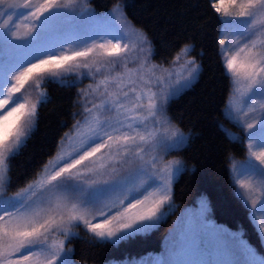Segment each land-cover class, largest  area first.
Listing matches in <instances>:
<instances>
[{"label":"snow or ice","instance_id":"1","mask_svg":"<svg viewBox=\"0 0 264 264\" xmlns=\"http://www.w3.org/2000/svg\"><path fill=\"white\" fill-rule=\"evenodd\" d=\"M5 5L7 10L0 13V264H74L65 241L80 238L71 228L81 223L92 234L90 243L117 245L150 231L171 200L172 181L183 170L179 160L160 162L161 150H176L188 139L179 129H171L170 135L167 129L164 135L160 131L162 124L169 123L164 104L178 89L159 100L152 85H162L164 77L154 72L148 78L140 76L146 61L128 67L130 44L121 43L129 40L128 22L117 23L119 5L101 15L82 0L38 4L23 0V5L18 0H0V7ZM213 7L222 14L218 43L226 71L236 83L243 82L242 96L248 101L264 98V0H231L227 7ZM12 10H20L17 18L25 13L30 17L31 26L23 34L10 15ZM132 35L148 46L150 56L147 36ZM192 47L186 45L181 51L186 55ZM139 51L144 53V47ZM93 53L108 58L111 67L80 63ZM180 58L177 54L175 59ZM117 64L124 71L113 75ZM186 66L181 87L200 72L195 59L187 60ZM74 69L86 71L77 81L63 79ZM88 76L94 80L102 76L94 87L89 85L99 103L85 106L82 120L61 137L58 149L67 140L69 150L59 152L26 187L8 195L10 160L30 137L38 104L49 99L41 91L32 102L21 90L30 82L38 90L46 83L74 86ZM82 94L88 96L87 91ZM236 119L244 129L249 154L242 161L232 160L234 194L264 236V103H259L254 122ZM92 212L95 215L89 219ZM206 212L207 204L201 201L199 210L170 234L164 252L147 264H264L249 246L237 242L235 234L213 225ZM97 217L100 222L93 223ZM61 235L64 239L56 238Z\"/></svg>","mask_w":264,"mask_h":264},{"label":"trees","instance_id":"2","mask_svg":"<svg viewBox=\"0 0 264 264\" xmlns=\"http://www.w3.org/2000/svg\"><path fill=\"white\" fill-rule=\"evenodd\" d=\"M88 4L96 13L119 5L124 18L147 36L152 58L158 64L171 65L185 45H192L189 54L199 63L200 72L165 105L170 122L188 135L186 143L173 152L185 166L172 183L174 212L150 231L117 245L90 243L92 234L79 226L80 238L66 242V248L71 249L69 258L74 264H110L159 251L177 214L196 203L199 196H205L209 217L232 230H241L264 259L262 236L234 194L231 162L244 159L248 149L244 129L225 112L232 79L220 54L222 22L212 0H88ZM80 86L79 82L74 86H42L48 102L38 104L34 129L19 154L10 160L6 193H14L33 181L57 153L61 137L81 119Z\"/></svg>","mask_w":264,"mask_h":264},{"label":"rangeland","instance_id":"3","mask_svg":"<svg viewBox=\"0 0 264 264\" xmlns=\"http://www.w3.org/2000/svg\"><path fill=\"white\" fill-rule=\"evenodd\" d=\"M18 2L21 5H23V0H18ZM39 2H40V0H31L32 4H38ZM82 2L84 4H87L88 7H90V5L88 4V0H82ZM212 3L216 4V5H222L224 7H227L231 3V0H212ZM115 7H113V8H115ZM113 8L110 9L109 11L102 12V13H97V14L101 15V14H105V13H110V12H112ZM119 8H120V13L116 14L118 16L117 23H119L121 25H124L125 22H128V21L124 18L120 6H119ZM5 10H7V5H5L3 7H0V13H3ZM78 10H79V7H77V11ZM19 11L20 10H12V12H10V15L13 16V19L15 21V25L18 28L19 32L21 34H23L31 26L30 25V17H28L27 13H25L24 15H21V16H19L17 18V13ZM219 14H220V17H221L222 14L221 13H219ZM7 18L8 17L5 16L3 19L6 20ZM0 22H3V21L0 20ZM125 30L129 31V40L128 41H122L121 43L123 44V43L127 42V43L130 44V50H129L128 55H127L128 67L134 69L138 65H140L144 61H146V64L141 68V71L139 73L140 76H144L145 78H148V77H151L152 73L154 72L155 76H163L164 77V81H163L162 85L157 86L155 83H153V85H152V90L156 91L158 93V99L159 100H163L167 96L168 92L170 90H172V89H178V91L174 95V96H176L183 89L186 88V87H181V85L183 84L184 79H185V77H187V74H188V68L186 66V61L189 60V59H194L189 54L191 50L186 55H185L184 52L180 51L178 53L180 55V57H181L180 60L176 61V59H175L174 62L171 65H169V66L168 65L158 64L152 58L153 51H152L151 44H150L151 55L149 56V55L146 54L148 46L147 45H140L137 37L135 35H132L133 32H138V33H142V32L140 30L136 29L135 27H133L129 22H128V27ZM133 45H135V47H133ZM187 45H190V44H187ZM185 46L182 49H184ZM65 47L67 48V45ZM140 47H144V49H145L144 53H141L139 51ZM231 54H232V51L229 50V55H231ZM107 59L108 58H106L104 56H101V55H98L96 53H93V54H90L89 57H87V58H81L80 63H88L90 65H105L106 67H111L110 65L107 64ZM84 71H86V70H84V69H74L71 73L65 74L63 79H66L68 81L70 79L71 80L74 79V80L77 81L78 77H80V74L82 72H84ZM123 71H124V68L122 66H120V64H117V66L112 68V74L113 75L119 74V73H121ZM104 74H108V73L105 72ZM101 78H102V76H96V79L94 80L91 76H88V77L83 78V79H81L79 81V83L81 84L79 89L81 90V102H82L83 109H84L85 106L91 107L92 103H99V98L95 94L91 93V90L89 89V85H92L94 87L95 83H96V80H99ZM132 78L135 80V79H137V76L134 75ZM152 78H153V80L155 79V77H152ZM231 79H232V92H231V95L229 97V100H228V103H227V107H226V110H225L226 115L230 119L234 120L235 122H237V119H236L237 116H239L240 120H246L248 123L254 122V120L257 118L258 113H259V103H264V98H261V97L257 96V97H253L252 101H248L246 97L242 96V93L244 91L243 82L241 81L240 83H236L235 82V78L232 75H231ZM82 90L88 92V96L87 97L83 96ZM41 91H43L42 87L38 90L35 87L34 84H31V82H30L29 85H26L25 89L21 90L23 95L27 96L32 102H36L37 101L38 96H39ZM174 96H172V97H174ZM169 99H167L166 103L168 102ZM253 101H256V102H259V103H253ZM166 103L164 104V108H165ZM252 107L256 108L257 111L256 112L251 111ZM236 110H240L239 113ZM244 112L248 113L247 117H245L243 115ZM106 115H111V113H106ZM80 120H82V117H81ZM168 121H169L168 124H162L160 126V131H161L162 135L165 134V130L166 129L168 130L167 135H170L171 129H179L173 123H171L169 119H168ZM229 133L231 135H234L232 132H229ZM185 135L188 136L187 134H185ZM246 141H247V139H246ZM183 145H181L179 148H181ZM178 149H176V150H178ZM68 150H69V141L66 140V141H64L63 144L60 145V148L58 149L57 153L50 160L54 159L56 157V155H58L59 152L68 151ZM176 150H171V151H167V152L161 150L160 151V162H161V164H165V163H168V162H171V161L179 160V161H181V163L183 165V169H184L185 166H184V163H183L181 157L179 155L173 153ZM259 150L260 149H253V151H259ZM248 154H249V152L247 151L246 157L248 156ZM145 158L147 159L148 157L146 156ZM244 159H235V161L238 162V161H242ZM136 163H138V162H136ZM89 166H91V165H89ZM159 166L160 165H158V167ZM125 167H128V165H125ZM41 173H42V171H41ZM176 178H177V176H176ZM174 180L172 181V183L174 182ZM172 183L170 185L171 192H172ZM5 189H6V186H5ZM149 191H151V189H149ZM14 193H7V194L8 195H12ZM145 194H147V193H145ZM138 198H142V196L138 197ZM201 201H204L207 204L206 217L213 225L219 227L220 229L224 230L225 232L235 234L236 237H237V242L238 243H241L243 245L249 246L254 251V253L256 254L257 259H263L262 256L260 254H258L254 250V248L247 242L245 237L242 235L241 230H232V229L226 227L224 224L217 223L212 218H210L209 217V213H208L209 212L208 201L206 200L205 196H199V198L197 199L196 203L183 208L177 214V216L174 218L173 224L170 227L169 231L167 232V234H166V236L164 238V241H163L162 248L159 251L149 252L145 256L140 257L138 259L123 260V261L114 262V263H110V264H133L134 261L137 262V264H139L140 261H144L145 264H147V262L152 261V260L156 259L157 257H159L164 252L166 246L169 243L170 234L175 231V229H176L178 224H180L182 221L186 222L188 220L190 213H195V212H197L199 210ZM175 206L176 205H175V203L173 202V200L171 198V200L169 202H167L164 205V207L162 208L161 211H162L163 215L161 216V218H160V220H159V222L157 224H159L160 221H162L167 216L172 214L174 212V210H175ZM94 215H95V212H92V214L88 218L91 219L92 216H94ZM92 222L93 223H99L100 219L97 217ZM79 226L85 227L82 223ZM78 229H79V227H72L71 231L78 233ZM56 238L64 239V237L62 235L61 236H57ZM50 239H51V237H50ZM262 239H263V242H264V236H262ZM66 242H67V240L65 241V249L67 250Z\"/></svg>","mask_w":264,"mask_h":264}]
</instances>
